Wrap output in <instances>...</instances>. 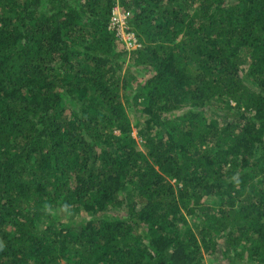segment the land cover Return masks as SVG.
<instances>
[{
    "label": "trees",
    "instance_id": "16d2710c",
    "mask_svg": "<svg viewBox=\"0 0 264 264\" xmlns=\"http://www.w3.org/2000/svg\"><path fill=\"white\" fill-rule=\"evenodd\" d=\"M207 260L264 264V0H0V264Z\"/></svg>",
    "mask_w": 264,
    "mask_h": 264
},
{
    "label": "built area",
    "instance_id": "2783aa9c",
    "mask_svg": "<svg viewBox=\"0 0 264 264\" xmlns=\"http://www.w3.org/2000/svg\"><path fill=\"white\" fill-rule=\"evenodd\" d=\"M129 13L121 10L119 4H117L112 11L111 26L116 27L118 33L123 37L128 46L137 45V39L133 32L128 31V19Z\"/></svg>",
    "mask_w": 264,
    "mask_h": 264
},
{
    "label": "rangeland",
    "instance_id": "374dc122",
    "mask_svg": "<svg viewBox=\"0 0 264 264\" xmlns=\"http://www.w3.org/2000/svg\"><path fill=\"white\" fill-rule=\"evenodd\" d=\"M136 133H137V130H136V128L134 129V134L136 135ZM207 259H208V257H207ZM207 264H208V260H207Z\"/></svg>",
    "mask_w": 264,
    "mask_h": 264
}]
</instances>
